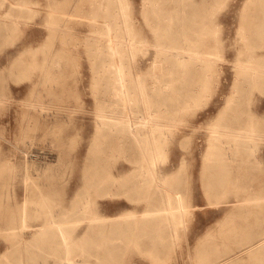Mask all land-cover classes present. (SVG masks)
Segmentation results:
<instances>
[{"label": "rangeland", "instance_id": "obj_1", "mask_svg": "<svg viewBox=\"0 0 264 264\" xmlns=\"http://www.w3.org/2000/svg\"><path fill=\"white\" fill-rule=\"evenodd\" d=\"M24 1L31 4L17 10L21 21L0 37V264H55V260L60 261V256L64 254L59 250L65 249L59 246L57 225L51 222L65 220V226L72 234L71 239L78 242L88 228V219L117 213L125 228L128 221L132 220L129 210L135 209L140 213L147 208L148 201L142 198V194L134 191L125 190L126 194L107 195L85 181L84 171L90 161L89 151L98 133L97 114L111 103L109 95L104 94L106 87L103 85L106 73L102 69L107 67V57L97 54L99 42L89 38L93 33V26L89 23L90 19L84 8L90 4L98 5L99 8V0H80L77 10L66 13H62V10L73 8L76 0H70V6L65 5V0H59L60 26L56 31H53V23L49 21V7L53 5V0ZM102 2L105 4L106 0ZM145 2L146 0H125L124 18L129 19L139 36H144V44L136 47L133 63L139 65L135 67V75L140 67L141 73L148 77L158 50L156 40L154 44V20L157 19V14L146 15ZM245 2L246 0H217L211 15L207 17L218 22L220 36L223 37L222 45L212 49L218 70L209 72V77L205 75V71L197 68L194 74L199 76L198 82L188 86L185 82L192 67H188L184 61L179 64L172 59L169 64L166 63L164 76L175 85L168 94L169 115L174 112L173 107L182 106L183 110H179V116L171 120V142L164 148L166 151L162 150V155L166 156L164 164L168 165V172L177 169L181 158L186 157V170L180 177L187 178V182L180 184L176 192L182 197L181 201L175 200L176 205L185 204L186 210L178 216L177 223L173 226L162 221L158 229H152L154 226L148 224L147 228L144 227L142 238H138V244L135 229L132 228L133 243L127 244L126 235L130 234L127 232L129 230H119L112 221L95 219L98 230L95 228L96 232L92 231L90 240L79 245L82 249L75 246V243L71 249L74 250L73 253L78 251L79 255L76 256L84 264L104 261L103 264H213L217 258L225 256L223 250L231 244L234 246L230 250H245L246 244L238 246V243H233L232 238L226 237L234 233L245 235L252 232L250 228L253 229L255 225L247 230L240 231L238 228L232 232L230 228L233 225L235 227L243 221L257 220L263 223L264 228V205L257 200L264 195V171L242 175L232 169L217 174L203 167L211 129L218 122V112L233 89L236 78L234 75L238 68L236 60L240 56V49L244 47L240 25ZM103 11L102 7L100 12ZM96 20L97 18L93 21ZM26 47L30 48L29 56L11 66L12 59ZM58 52L59 79L39 76L40 71L44 74L42 65L46 55L52 60ZM46 83L49 86L52 84V91L55 94L58 91L59 96L49 95ZM190 95L196 96L195 102L192 101L189 105L176 102L177 98ZM248 106L253 109L261 107L259 118L264 121V86L254 88ZM44 122L46 125H43ZM262 129L264 133V127ZM256 143L258 153L255 154L262 157V162L258 161V164L264 166V134ZM96 146L98 149L101 147L99 144ZM128 151L102 148L97 154L103 158L105 169L109 167L119 175L138 165ZM215 178L231 181L229 184L212 183ZM245 178L248 181L246 183L236 181H243ZM217 185L220 186L219 190L208 191V187ZM241 192H244L243 196ZM74 197L77 198L76 202L72 201ZM86 197L89 200L84 202ZM83 205L79 211V206ZM49 217L53 220L48 219ZM23 220L26 221L25 224ZM133 222L135 226L136 221ZM50 223L57 230L50 233H58L55 234L54 243L51 242L47 250L36 245L34 248H37L35 250H38V254L30 258L27 241ZM109 239L120 244L118 249H114L119 251L112 254L111 262V256L102 254L107 249H100ZM225 239L228 241L226 247ZM153 240L157 244H153ZM19 245H22V250Z\"/></svg>", "mask_w": 264, "mask_h": 264}, {"label": "bare ground", "instance_id": "obj_2", "mask_svg": "<svg viewBox=\"0 0 264 264\" xmlns=\"http://www.w3.org/2000/svg\"><path fill=\"white\" fill-rule=\"evenodd\" d=\"M79 1L80 0H76L73 8H64L62 13L77 10L80 7ZM165 1H167V3H164ZM216 1L217 0H146L144 13L146 15L148 13L157 14V19L154 20L156 23L154 27L156 39H154V41L156 40L157 44H155L156 41L154 44L156 46L158 45L156 57L152 62L148 77H145L141 73L140 67H138V71L135 75V67L139 65H135L133 59L136 53V47L144 44V34L142 35L143 37L139 36L137 33L138 31L131 25L129 19L127 20L124 18L125 0H106L105 4H103L102 0H99V8L98 5L93 4L84 7L90 19L89 23L93 26V33L90 32L92 34L89 38L99 42V53L97 54L106 55L107 57V67L102 69L106 73L103 77V79H105L103 85L106 87L104 94L109 95L111 102L97 114L98 133L96 139L93 141V145L90 144L91 150L88 155L90 161L87 164L88 167L84 171L85 181L88 185H94L97 191H103V193L107 195H121L123 193L126 194V191H134L137 194H142V198L148 201L147 208L145 207L146 209L141 210L140 213L135 209L129 210V214L132 215V220L128 221L125 228L122 227L123 225L119 220L120 214H105L101 217L104 221H112V224H116L115 227L119 230H129L127 232L130 234L126 235V238H128L127 244L133 243V237L131 236L133 233L132 228L135 229V239L138 244L140 241L137 240L138 238H142L144 227L147 228L148 224L154 226L151 227L152 229H158L162 221L166 225L173 226L177 223L178 216L186 210L185 204H175V200L181 201L182 199V197L178 196V193H176L178 186L187 182V178L184 179L180 177L186 170V157L183 156L181 158L177 169L168 172V165L164 164L166 156L162 155V150L171 142L170 137L173 134L171 120L177 118L179 110H183L180 105H184V103L189 105L196 99V96L190 95L184 98H177L176 102L180 104V107H173L174 112L169 115L168 111H170V106L168 94L172 92L175 85L173 82L169 81L168 77L164 76V74L166 73V63L168 62L169 64L170 59L179 64L184 61L183 63L187 64L188 67H192L190 68L192 73L190 72L187 74V80L185 82L188 86H192L194 83L198 82L197 79L199 76L194 74L197 68L205 71V75L208 77L209 72H213L214 69L218 70L213 59V50L222 45L223 37L220 36L218 22L215 19H207L208 15H211ZM53 2V5L49 7L51 16V20L49 21H52L54 26L52 29L56 31L59 30L60 26V5L59 0H53ZM71 2L70 0H65V5L70 6ZM102 7L104 11L100 12ZM54 16L57 17L54 18ZM241 17L242 23L240 26L244 38V47L240 49V56L238 59H235L238 66L236 75H234L236 78L233 82V89H231V92L229 91L230 94L226 102L218 112L219 120L215 122V126L211 129L206 151L204 153L205 160L203 167L214 173L232 169L241 173L253 168H264L263 165L260 166V164H258V161L259 163L262 162V157L255 154L258 153L256 152L258 144L256 142L260 138L262 139L264 134L262 129L264 127V121L259 118V109L261 107H259V109H253L248 106L254 88H261L264 86V0H246ZM11 18L18 23L17 15L11 14ZM95 18H97L96 22L93 21ZM29 53L30 52H28V54ZM51 59L52 60H49L46 55L42 65L44 74L40 71L39 76H44L48 79L50 77H55L54 79L58 80L59 52ZM218 76L220 77V75ZM43 82H45V80ZM199 84L203 86V84ZM45 86L49 95L54 94L59 96L58 91L56 94L52 91V84L49 86L48 83H46ZM43 125H46V123L44 122ZM98 144L101 146L99 149L96 146ZM102 148L104 150H113L116 148L129 150L133 155L134 161L138 162V165L131 171L116 175L109 167L108 169L103 167L105 162L103 158L97 154V151ZM123 152L126 153L125 151ZM253 157L255 158L254 160L249 159ZM87 161L85 162L87 163ZM162 162L163 164H161ZM229 181L231 180L220 181L216 179L213 180L212 183L224 182L229 184ZM233 181L234 180H232L231 183H233ZM236 181L239 183L246 182L245 180ZM219 187L218 185L213 188L208 187V191H217ZM237 190H239V186ZM242 193L244 194V192H241V195ZM87 197L84 199V202L89 200V197ZM238 197L242 202L240 196ZM30 199L31 198H29V200ZM75 199L77 198L74 197L72 201L74 200L76 202ZM259 199L263 202L264 195L257 198L258 201ZM257 200L253 201L257 202ZM242 203H244V201ZM83 207L84 205L79 206L78 210L80 211ZM19 209L21 208L19 207ZM88 212L89 210L87 214ZM52 214L54 215V213ZM53 217L57 218L55 215ZM99 218L100 217H93L88 219V228L86 227L87 230L85 234L83 232L84 235L82 234L81 241L78 242L71 239L72 234L66 228V223H64L65 220H59V223H57L54 219L55 221L51 222L57 225L56 228L60 240L59 246L65 249L59 250L60 252H64V254H60L62 259L60 261L55 260V264H84V261L76 256V254L79 255L78 251L77 253H73L74 250L71 249L74 243L76 244L75 246H79L80 244L84 245V241L90 240V237L93 235L92 231L94 230L96 232V230H98V228H96L97 223L95 219ZM48 219H50V217ZM50 220L52 221L53 218ZM79 220H81V218ZM133 220L136 221L135 226H133ZM23 221L21 222L25 224L26 221ZM51 223L44 226L40 231H37L35 235L27 241L28 245L26 247L29 249L28 255L30 258L34 257V254H38V250H35L37 248H34L36 245H40L42 249L47 250L51 242L52 244L54 243L53 241L56 239L55 234L58 233H55V231V234L50 233L52 230H56V228L51 226ZM11 227L15 228L14 226ZM37 228L40 227L38 226ZM71 232L73 233V231ZM153 241V244H157L155 240ZM19 246L16 248L19 249ZM85 246H83V248ZM119 247V243L109 239L106 244L100 248L107 250H100V252L102 251L103 255L111 256V258H109L111 262L112 254H116L119 251L114 249H118ZM13 250H15V246ZM80 251L82 250H79V252ZM14 256L12 258H14ZM22 256L24 255H21V257ZM103 263H105V261L98 264Z\"/></svg>", "mask_w": 264, "mask_h": 264}, {"label": "crops", "instance_id": "obj_3", "mask_svg": "<svg viewBox=\"0 0 264 264\" xmlns=\"http://www.w3.org/2000/svg\"><path fill=\"white\" fill-rule=\"evenodd\" d=\"M30 4H31L30 2L24 1V0H2L0 2V37H2L3 35H6V33L10 30L11 27L18 25L19 22L21 21V19L18 16L17 10L21 8L22 6L30 5ZM11 14L18 16V23L12 20ZM29 51H30L29 47L21 49L19 53L12 59L11 66H13L15 62L20 61L21 59H23L24 61L26 59V56L27 57L29 56L28 54ZM263 171H264V168L259 167V168L249 169V170H246L245 172H241L238 174L248 175V173H252V172L263 173ZM216 179L218 178H215V180ZM244 180L246 181L247 178H245ZM222 183H216V184H222ZM259 202H261V199H259ZM261 204L264 205V201L261 202ZM256 223H259V224H256ZM253 225H255L254 228L253 229L250 228L251 226L253 227ZM238 228L240 229V231H242V229L247 230L250 228L252 232H248L245 235L243 234L237 235L234 233L235 235L231 234V235H228L226 238H232V240H234L233 243H238V246L246 244L244 245L245 250H230V247L234 246V244H231L230 246H228L227 248L223 250L226 253L225 256L221 258H217V260H215L213 264H264V235L261 236V233L264 231L263 223H260L257 220L243 221L241 223H238V226L234 227L233 225V227L230 228V231L234 232ZM224 244H225V247L228 244V241L226 239L224 240ZM201 248H203V246H201ZM228 250L230 251L228 252ZM221 252L222 251H220V253ZM210 255L212 254L210 253Z\"/></svg>", "mask_w": 264, "mask_h": 264}]
</instances>
